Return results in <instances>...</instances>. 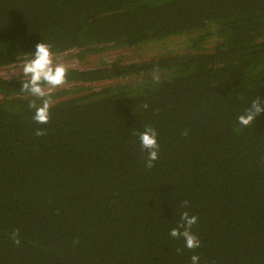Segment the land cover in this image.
Segmentation results:
<instances>
[{
	"label": "trees",
	"instance_id": "16d2710c",
	"mask_svg": "<svg viewBox=\"0 0 264 264\" xmlns=\"http://www.w3.org/2000/svg\"><path fill=\"white\" fill-rule=\"evenodd\" d=\"M38 43L152 56L0 75V264H264V0H0V68Z\"/></svg>",
	"mask_w": 264,
	"mask_h": 264
},
{
	"label": "clouds",
	"instance_id": "9594fccd",
	"mask_svg": "<svg viewBox=\"0 0 264 264\" xmlns=\"http://www.w3.org/2000/svg\"><path fill=\"white\" fill-rule=\"evenodd\" d=\"M25 74H31V92L38 96H44V92L39 86V82L43 79L52 86H58L65 82L67 69L62 65L58 64L55 68L52 67V55L50 52V46L45 43H38L36 45V51L34 58L26 63L23 67ZM29 82L24 83L23 88L28 89ZM49 104L47 101L44 102L43 106L36 109L34 119L41 124H47L49 119ZM262 109L257 100L252 102V110L247 115H241L238 117L239 122L242 125H249L253 121L255 115L261 112ZM37 135H43V130H38ZM157 133L151 126H146L145 130L139 134V140L143 148L149 149L148 153V167L152 166V161L157 159V151L159 145L157 143ZM181 218L186 221V227L183 232H179L177 228H172L170 234L172 236L182 235L185 238V247L189 249L198 248L200 241L195 234L189 231L191 226L197 223V216H189L187 212L181 213ZM14 239H15V234ZM18 243V239L16 240ZM198 260L197 255L191 256L192 264H196Z\"/></svg>",
	"mask_w": 264,
	"mask_h": 264
},
{
	"label": "rangeland",
	"instance_id": "374dc122",
	"mask_svg": "<svg viewBox=\"0 0 264 264\" xmlns=\"http://www.w3.org/2000/svg\"><path fill=\"white\" fill-rule=\"evenodd\" d=\"M190 39V41H192ZM210 46V45H207ZM152 45H144L139 49H129V48H114V49H106L99 54H92L85 57L82 60H76L74 57V51L70 50L60 54H51L52 55V67L55 68L58 64H62L64 67H88L98 65L101 61L104 60L105 62L119 60L121 62H126L128 60L134 59H145L152 56V52L149 51ZM170 51L172 50L173 53L175 52V48L169 45ZM169 51V50H168ZM151 58V57H150ZM33 58H25L19 62L5 65L0 68V75L4 77H24L31 74H25L23 71V67L26 63L30 62ZM126 80V79H124ZM94 87L100 85L98 82H94L91 84Z\"/></svg>",
	"mask_w": 264,
	"mask_h": 264
}]
</instances>
